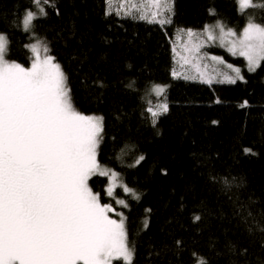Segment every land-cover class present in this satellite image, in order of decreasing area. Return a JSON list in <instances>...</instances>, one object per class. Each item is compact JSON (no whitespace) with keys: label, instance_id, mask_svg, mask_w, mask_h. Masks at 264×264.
<instances>
[{"label":"trees","instance_id":"trees-1","mask_svg":"<svg viewBox=\"0 0 264 264\" xmlns=\"http://www.w3.org/2000/svg\"><path fill=\"white\" fill-rule=\"evenodd\" d=\"M50 2L48 15L25 33L18 19L39 6L0 0L8 58L28 67L26 45H47L68 77L76 107L104 117L98 160L116 169L139 199L117 188L106 195L107 177L93 178L92 186L125 216L134 264H194L201 258L264 264V66L248 72L242 57L224 52L241 66L243 81L207 84L171 75L178 28L219 20L239 31L249 17L264 24V10H240L237 0H173L171 23L161 26L126 18L130 0H108L107 7L105 0ZM157 84L167 86L164 97L152 93ZM164 100L169 111L153 126L146 109Z\"/></svg>","mask_w":264,"mask_h":264},{"label":"snow or ice","instance_id":"snow-or-ice-1","mask_svg":"<svg viewBox=\"0 0 264 264\" xmlns=\"http://www.w3.org/2000/svg\"><path fill=\"white\" fill-rule=\"evenodd\" d=\"M31 3L39 6L38 11L28 8L18 19L25 33L34 32L35 22L48 15L45 6L54 7L50 0ZM105 4L107 7L108 0ZM238 4L244 10H264V0H238ZM172 13L173 0H131L125 17L163 26L171 23ZM105 14L111 13L106 10ZM209 14L215 16V10L210 9ZM187 36L188 55L181 59L197 75H184V79L213 83L215 77L200 71L209 67L202 62L224 61L202 52L209 44L242 57L248 72L264 66V24L254 17L239 32L218 20L215 25H205L201 33L187 30ZM9 45L8 36L0 33V264H134L136 249L125 216L104 203L103 194L92 186L93 178L107 177L104 193L111 197L117 177L98 160L104 117L85 114L76 107L68 77L47 45H26L32 53L28 67L8 58ZM226 67L234 75L221 73L223 79L216 82L244 80L239 67ZM166 89L157 84L151 91L161 98ZM246 106L247 101L240 105ZM168 111L166 100L146 109L153 126ZM244 151L250 153L251 149ZM144 159L141 155L136 164ZM123 191L139 199L133 189L124 187ZM117 204L128 207L124 200ZM197 264L209 262L201 258Z\"/></svg>","mask_w":264,"mask_h":264},{"label":"rangeland","instance_id":"rangeland-1","mask_svg":"<svg viewBox=\"0 0 264 264\" xmlns=\"http://www.w3.org/2000/svg\"><path fill=\"white\" fill-rule=\"evenodd\" d=\"M129 3H130L129 7H131V0ZM237 4H238V0H237ZM238 7L240 10H244L239 6V4H238ZM216 22L217 21L206 23L201 28L181 27V28H178L176 30L174 37L172 38V41H171L172 42V57H173V65H172V69H171V75H172L173 71L178 73V76H176V77H174L172 75L174 78L184 79L183 78L184 75H189V76L197 75V70L195 68L191 67L190 65L184 64V61L181 59L182 56L188 55V53L185 51V49L189 46V43H190L189 37L187 36V30L191 29L194 33H201L203 31L205 25L212 26V25H215ZM240 30H242V28ZM239 31H237V32H239ZM216 47L221 48V50H215ZM202 52L207 53L208 55H211V56H218L224 61V64H216L215 62L210 61V60H205L202 62V63H207L209 65V67L207 69H204L203 67H201L200 71L205 72L206 76L211 75V76L215 77V79L213 80V83H218V82H216L217 80L223 79V75H221V73H227L229 75H234V73H232L231 70L226 67V65L231 64V65H233L235 67H239L241 69V66L239 64L235 63L234 61H232V60H230L224 56V52L231 54L224 47H220L217 44H209L204 49H202ZM245 67H246V62H245ZM246 69H247V67H246ZM241 74L243 75L242 70H241ZM185 80L200 82V79H195V80L185 79ZM224 83H227V82H224ZM160 102L161 101H156V102H153L152 104H156V103L158 104ZM88 115H97V114H88ZM98 116H100V115H98ZM103 166L106 169L110 170L111 172H115L117 174L116 180L114 181V187L115 188H113V194H114V191L116 188L120 189V191L123 194H125V192L123 191V188L128 187V186H126L120 180L117 170L114 168H110L106 165H103ZM108 183H109V181H108ZM118 200H119V198H118ZM114 219H118V217L116 216V217H114ZM194 264H197V262H195Z\"/></svg>","mask_w":264,"mask_h":264}]
</instances>
